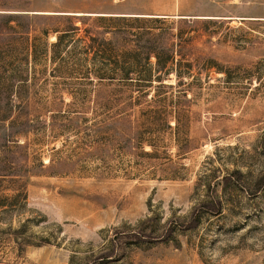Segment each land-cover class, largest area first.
I'll list each match as a JSON object with an SVG mask.
<instances>
[{"label": "rangeland", "instance_id": "rangeland-1", "mask_svg": "<svg viewBox=\"0 0 264 264\" xmlns=\"http://www.w3.org/2000/svg\"><path fill=\"white\" fill-rule=\"evenodd\" d=\"M0 12L12 15L0 165L31 169L25 182L0 175V264H264V0H0ZM134 16L166 17L190 63L163 77L193 81L188 96L187 83L166 89L182 107L172 126L142 106L103 126L128 98L115 67L131 29L154 25ZM217 200L219 213L200 207ZM194 209L200 224L184 228Z\"/></svg>", "mask_w": 264, "mask_h": 264}, {"label": "trees", "instance_id": "trees-1", "mask_svg": "<svg viewBox=\"0 0 264 264\" xmlns=\"http://www.w3.org/2000/svg\"><path fill=\"white\" fill-rule=\"evenodd\" d=\"M36 14H52V13H36ZM67 19H73L79 17L76 14H59ZM57 16V15H56ZM121 16L123 19H131L127 15H116ZM12 19L11 13L0 12V35L7 32L9 29V22ZM138 22H150L151 25H135L136 29H131L132 40L135 41L134 45L122 53L121 62L115 67L116 73L121 76V81L124 87H121L122 92L126 93L128 98L124 103L119 105L117 108V115L111 117L109 120L104 121L103 126L106 128L114 127V129H121L125 122L132 121V114L136 107L142 106V113L147 118H156L167 120L166 125L172 126L171 119L174 117L178 121V117L182 112V107L179 103L173 104L169 107L167 100L169 98L166 89L174 86H182L186 84L187 87L182 88L183 95L188 96V89L192 85L193 81L184 82L181 79L178 82L172 83L163 80V77L169 75L171 72H175L178 78L181 76H187L191 74L190 63L184 61L182 58V49L178 46L177 41L174 43L169 39L170 32L167 33L165 27H161L160 23H165L166 17L159 16H134L132 17ZM71 26V27H70ZM159 26V27H158ZM160 28L158 30L153 28ZM75 25H66L63 29H54L55 32L59 30L62 33L57 34V41L54 45H63L65 39L75 31ZM121 31V30H119ZM97 34L99 37H103V31L98 29ZM101 42H97L99 46L106 45L107 43L100 38ZM132 42V41H131ZM35 52L37 53V45H34ZM96 55L99 54L106 59L107 51L101 49L95 51ZM178 54L180 55L178 57ZM110 58V57H109ZM154 58V61H153ZM110 77H116L110 75ZM123 98V97H122ZM147 100L146 105L143 101ZM170 108V109H169ZM178 123V122H177ZM18 144H23L18 142ZM151 146H155L151 143ZM155 151L152 147V153ZM51 162V160H50ZM47 163L41 160L40 166L44 167ZM5 166L1 169L0 175H8L12 182H25V174L30 173L31 169L29 166L17 163L13 161L11 164L0 165ZM264 184V175L259 179L258 186ZM17 194H23L26 197L27 192L25 184L21 187ZM200 207H204L206 210L212 213H219L221 211V201H205L200 204ZM201 216L197 213V209H194L192 217L189 221L182 223L184 228H193L200 224ZM169 233L173 232V228H170Z\"/></svg>", "mask_w": 264, "mask_h": 264}]
</instances>
